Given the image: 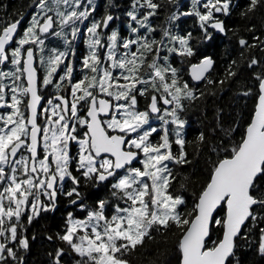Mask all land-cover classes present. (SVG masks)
Wrapping results in <instances>:
<instances>
[{
    "label": "snow or ice",
    "instance_id": "6c2138e0",
    "mask_svg": "<svg viewBox=\"0 0 264 264\" xmlns=\"http://www.w3.org/2000/svg\"><path fill=\"white\" fill-rule=\"evenodd\" d=\"M55 213L46 264L264 258V0L0 5V264Z\"/></svg>",
    "mask_w": 264,
    "mask_h": 264
},
{
    "label": "trees",
    "instance_id": "16d2710c",
    "mask_svg": "<svg viewBox=\"0 0 264 264\" xmlns=\"http://www.w3.org/2000/svg\"><path fill=\"white\" fill-rule=\"evenodd\" d=\"M24 3H26V0H0V5H8V11H12L15 7H19ZM223 46V43L217 41V47L214 49V51L219 55L223 49ZM233 103L234 100L230 96L225 97L224 100L217 98L215 101H212L210 98V102L205 105V108L209 113H212L214 109L219 106H228L232 105ZM225 110L229 111L230 109L226 107ZM188 118L190 120L192 130L195 131L202 127L206 128L211 116L206 119L204 116V110L201 109L190 111ZM59 215V213H55L54 215L49 214L46 220H41L39 224L34 226L33 231L36 235V240L32 244L31 251L27 254L28 264H46V252L49 250V245L45 239V231H50L54 227L56 221L59 219ZM131 259L133 264H151L152 261L157 259L155 245H148L142 250L140 255H135L131 257ZM241 259L243 260L244 264H264V258L260 257L258 254L249 249L241 250Z\"/></svg>",
    "mask_w": 264,
    "mask_h": 264
},
{
    "label": "flooded vegetation",
    "instance_id": "af4514ba",
    "mask_svg": "<svg viewBox=\"0 0 264 264\" xmlns=\"http://www.w3.org/2000/svg\"><path fill=\"white\" fill-rule=\"evenodd\" d=\"M106 2H107V0H98L101 11L103 10V6ZM115 2L118 4H124V3H126V0H115ZM183 2L186 3V0H183ZM114 11L116 12V15L120 17V19L116 21V24L122 27L123 21L125 19V17L122 14L123 8L121 7V8L115 9ZM52 215H54V214H52Z\"/></svg>",
    "mask_w": 264,
    "mask_h": 264
}]
</instances>
